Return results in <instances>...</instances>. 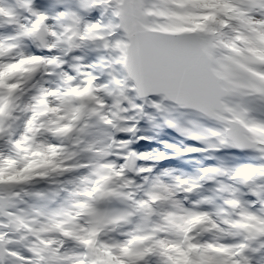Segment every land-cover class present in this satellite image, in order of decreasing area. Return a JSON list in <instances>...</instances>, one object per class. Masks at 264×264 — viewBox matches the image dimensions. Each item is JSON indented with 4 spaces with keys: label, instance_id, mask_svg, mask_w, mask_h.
<instances>
[{
    "label": "snow or ice",
    "instance_id": "6c2138e0",
    "mask_svg": "<svg viewBox=\"0 0 264 264\" xmlns=\"http://www.w3.org/2000/svg\"><path fill=\"white\" fill-rule=\"evenodd\" d=\"M6 3L0 165L26 170L24 154L39 148L64 163L0 180V264H264V184L250 190L256 200L239 194L264 181V164L149 176L135 162L152 157L118 138L136 131L122 119L133 97L140 114L167 99L214 125L165 120L208 145L183 154L230 147L264 159V0H207L196 30L181 33L156 30L155 0H76L55 12L42 0ZM40 105L55 115L37 121ZM216 177L240 188L189 201Z\"/></svg>",
    "mask_w": 264,
    "mask_h": 264
},
{
    "label": "trees",
    "instance_id": "16d2710c",
    "mask_svg": "<svg viewBox=\"0 0 264 264\" xmlns=\"http://www.w3.org/2000/svg\"><path fill=\"white\" fill-rule=\"evenodd\" d=\"M207 2V0H179V3L173 5L171 3L164 2V0H155L154 7L155 13L149 17L151 23L155 26V28L171 30V31H179V30H190L197 28L198 23L201 20V17L197 15L198 5ZM137 97L132 98V104L129 105V112L127 116H124L122 119L125 121L126 118H131V120H135L133 123L136 127V131L132 133V141L133 146H130L133 150L138 153L146 152L149 154L151 153V146H153L156 139L159 137L163 138V140H168L167 142H175L179 139L181 142H188V139L183 135H181L176 129L169 127L165 120H171L165 117L164 113H166L167 109L170 111L169 107H173L170 103H165V109L161 107V109L155 111L152 109L151 103L147 102L149 106H145L143 114H140L136 111V107L139 105V101H137ZM135 105V107L133 106ZM167 106V108H166ZM177 111V109L175 108ZM184 117H176L173 118L174 121H177L182 126H191L189 123L190 121L196 120V114L193 112H185ZM172 119V120H173ZM203 120V119H202ZM164 122L168 128H162L161 123ZM206 126H213L211 122L203 120L200 122ZM184 124V125H183ZM129 134H120L118 137L121 140H126ZM139 137H145L146 139H137ZM190 142V141H189ZM201 147L208 148V145L202 142H198ZM157 145V144H156ZM195 154H200L206 161L212 162L213 167H220L224 168L223 165L226 164L227 166L236 165L239 162V158L242 157L241 153L233 150L230 147L222 148L219 151L214 150H207V151H199L194 153H188L185 158H182L178 155L172 157L171 159L163 160L160 158L149 160H137V166H144V167H151V164H155L152 173H145L144 175L149 176H162L163 173L168 172L172 175L175 172H181L185 175L188 170L186 166H191L193 168V163L196 161ZM185 160V161H183ZM195 160V161H194ZM120 163V161H118ZM56 163H64L60 160V156L57 159H54V162L49 165H41L39 168H33L29 170V174L32 172L40 171L41 169L51 170L55 168ZM186 172V173H185ZM18 173V167L14 166V171H11V175H16ZM131 176V175H130ZM187 178H191L192 176L186 174ZM137 182H141V176H134L133 177ZM223 177H216L212 182H208L207 189L209 191L215 190L220 185L216 184L217 179H222ZM5 179V178H1ZM6 180V179H5ZM38 187L43 188L45 185L41 184ZM210 196V195H206ZM207 207V205H205Z\"/></svg>",
    "mask_w": 264,
    "mask_h": 264
},
{
    "label": "rangeland",
    "instance_id": "374dc122",
    "mask_svg": "<svg viewBox=\"0 0 264 264\" xmlns=\"http://www.w3.org/2000/svg\"><path fill=\"white\" fill-rule=\"evenodd\" d=\"M48 2H50L51 5H53V10L54 11H59V10H63L62 8L58 7L59 5H63L64 8H68V4H70V2L68 0H48ZM167 108V106H166ZM164 109H165V105H164ZM170 111H166V113H164L165 117H167L168 119L171 118V120L173 118H176V117H184L185 116V111H179V110H175V108L173 107H169ZM166 110V109H165ZM174 120V119H173ZM196 120L199 121V122H202L203 120L196 114ZM184 125V124H183ZM185 126V125H184ZM214 126V125H213ZM186 130L188 128H191V126H185ZM190 141V142H189ZM188 146H191V147H195V148H200V144L198 143V141H195V140H192V139H188ZM185 146H181V147H178L177 151H183L185 148ZM222 149V148H221ZM163 151H166V150H163ZM162 151V152H163ZM143 154H147L146 152H142ZM153 153V152H152ZM257 155H255L256 157H244L243 159H241L236 165H230V166H227L226 164L223 165L224 169H227L230 173L233 172L234 170H236L237 168H240V167H244V166H249V165H259V164H264V159H261V156H260V153H256ZM26 156V162L30 161L31 159H33V157L31 156V152L28 153V151L24 154ZM164 155V154H163ZM196 158H197V162H194V166L197 167V168H200V169H203L205 167H212V162L208 161V166H205L206 164L204 163H198V159L200 158V156L197 154H195ZM161 157V156H160ZM195 161V160H194ZM151 167H153L151 165ZM18 172L21 174V175H28L29 174V170H22L20 167H18ZM172 177L174 176H182L181 172H175L171 175ZM217 183L220 185V184H225V185H228V186H231V187H234V188H240V185L237 183V182H234L232 180H230L228 177H224L222 179H217L216 180ZM259 184H264V181H258L257 184L255 185H250V186H247V187H243L240 189V193L242 192H245L247 190V188L249 190H251L252 188H256V190L259 191V188L257 187V185ZM206 186V182H204V185L202 188H204ZM197 197V198H196ZM196 197H189V201H196L197 199H200L201 197H204L203 195H199V194H196ZM191 198V199H190ZM257 198V197H256ZM245 199H248V201H252L255 199V196H248L246 198H244L243 200ZM246 201V202H248ZM190 206H191V203H189ZM257 208H259V204H257ZM205 209H208V208H205Z\"/></svg>",
    "mask_w": 264,
    "mask_h": 264
},
{
    "label": "clouds",
    "instance_id": "9594fccd",
    "mask_svg": "<svg viewBox=\"0 0 264 264\" xmlns=\"http://www.w3.org/2000/svg\"><path fill=\"white\" fill-rule=\"evenodd\" d=\"M50 106V105H49ZM44 106L40 105L37 109V112L35 113V119L37 121H40L42 116H54L53 113H47L44 112ZM47 126H50L52 128L57 127L58 125L56 123H49ZM39 126H37V131H39ZM44 140L50 139V137L43 136L41 137ZM31 156L33 159L29 162V167L27 170H31L33 168H39L41 165H49L54 162V159H57L59 157V154L53 155L49 149L47 148H39L32 151ZM14 163L9 162L5 160L2 165H0V178H11L15 175H11L10 172L14 171Z\"/></svg>",
    "mask_w": 264,
    "mask_h": 264
},
{
    "label": "water",
    "instance_id": "95a60500",
    "mask_svg": "<svg viewBox=\"0 0 264 264\" xmlns=\"http://www.w3.org/2000/svg\"><path fill=\"white\" fill-rule=\"evenodd\" d=\"M156 30H158V31H161V32H169V33H181V32H187V31H195V30H182V31H167V30H161V29H157L156 28ZM140 98V97H139ZM165 100H167V99H165ZM167 101H169V102H171L170 100H167ZM174 104V103H173ZM176 105V104H175ZM177 107H179L178 105H177ZM180 108V107H179ZM180 109H184V108H180ZM187 110V109H186Z\"/></svg>",
    "mask_w": 264,
    "mask_h": 264
}]
</instances>
